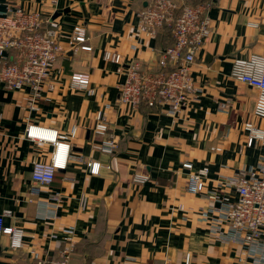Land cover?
Wrapping results in <instances>:
<instances>
[{"label":"crops","instance_id":"crops-1","mask_svg":"<svg viewBox=\"0 0 264 264\" xmlns=\"http://www.w3.org/2000/svg\"><path fill=\"white\" fill-rule=\"evenodd\" d=\"M175 1L205 2L211 34L195 55L198 95L172 115L165 106L119 101L125 75L118 67L159 70L160 52L172 44L169 29L155 37L138 31L147 0H0V11L13 4L45 19L56 15L65 50L33 109L28 89L0 83V214L24 231L19 249L0 237V264H36V254L59 259L67 248L73 264H185L187 255L190 264H237L242 246L213 238L200 212L212 204L207 191L229 193L223 179L264 162V144L248 146L244 130L249 120L264 129L253 115L259 91L231 76L235 58L264 55V0ZM75 27L90 50H72ZM107 51L117 61L105 59ZM76 72L89 75L88 88L72 85ZM100 112L103 134L95 132ZM32 124L70 134L68 165L51 184L32 179L33 163L53 151L27 136ZM109 139L117 142L113 153L97 149ZM89 161L100 163L98 174ZM186 161L208 167L205 193L188 192ZM135 173L148 179L136 183Z\"/></svg>","mask_w":264,"mask_h":264},{"label":"built area","instance_id":"built-area-1","mask_svg":"<svg viewBox=\"0 0 264 264\" xmlns=\"http://www.w3.org/2000/svg\"><path fill=\"white\" fill-rule=\"evenodd\" d=\"M138 16L139 32L155 37L158 31L169 29L173 41L160 52L159 70H144L139 63L118 67L117 71L125 75L119 87V101L136 108L141 105L165 106L168 113L174 115L199 92L193 76V65L197 51L211 34L209 7L204 3L191 5L179 4L175 0H147V5L138 12ZM70 36L73 51L79 47L90 50L89 46L82 44L86 40L82 27H75ZM64 51L59 40L58 24L51 18L45 19L38 11L13 4L0 11V83L10 90L28 89L31 109L51 76L54 63ZM104 57L117 61V55L108 51ZM231 76L259 91L253 115L264 119V55L235 58ZM71 81L74 87L86 89L90 77L86 73L76 72L72 74ZM96 122L95 132L105 133L108 123L103 113L98 114ZM244 130L248 146L264 144L263 128L249 120ZM75 132L73 129L71 136ZM26 134L31 139L53 146L49 161L37 160L32 169L33 181L51 184L56 173L65 170L68 165L70 134L62 135L56 129L33 124L27 127ZM97 149L113 153L117 149V142L114 139L105 140L97 145ZM87 166L92 174L99 173L100 163L89 161ZM183 167L189 171L188 192L205 193L208 167L197 169L190 161L184 162ZM132 179L136 183H144L148 177L135 173ZM222 185L230 189L229 193H222L218 189L207 191L205 194L212 204L202 210L200 216L207 221L209 219L213 238L242 246L237 264H264V162L247 173L223 179L220 182ZM6 214H0V237L8 235L12 249L22 248L24 231L5 225ZM70 250L65 249L59 259L46 261L37 254L34 258L36 264H73ZM185 264H190V255L186 256Z\"/></svg>","mask_w":264,"mask_h":264},{"label":"trees","instance_id":"trees-1","mask_svg":"<svg viewBox=\"0 0 264 264\" xmlns=\"http://www.w3.org/2000/svg\"><path fill=\"white\" fill-rule=\"evenodd\" d=\"M200 3H205V2H201V1H193V2H190V3H187V4H191V5H196V4H200ZM173 41V39H172ZM170 45V44H169ZM167 47V46H166ZM57 175V173H56ZM56 175H55V178H56ZM55 180V179H54Z\"/></svg>","mask_w":264,"mask_h":264},{"label":"water","instance_id":"water-1","mask_svg":"<svg viewBox=\"0 0 264 264\" xmlns=\"http://www.w3.org/2000/svg\"><path fill=\"white\" fill-rule=\"evenodd\" d=\"M55 17H56V15H54V17H52L51 20H54Z\"/></svg>","mask_w":264,"mask_h":264}]
</instances>
